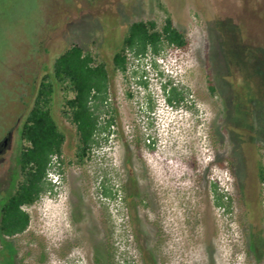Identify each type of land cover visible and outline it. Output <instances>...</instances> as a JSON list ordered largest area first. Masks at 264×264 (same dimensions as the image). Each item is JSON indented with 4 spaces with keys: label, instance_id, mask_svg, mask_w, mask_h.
<instances>
[{
    "label": "rangeland",
    "instance_id": "rangeland-1",
    "mask_svg": "<svg viewBox=\"0 0 264 264\" xmlns=\"http://www.w3.org/2000/svg\"><path fill=\"white\" fill-rule=\"evenodd\" d=\"M160 5L189 45L128 55L112 84L108 136L82 162L73 160L64 91H53L65 145L49 177L59 179L25 208L29 225L11 241L10 264H264V0H0V138L10 132L0 201L16 178L20 125L53 59L74 42L89 47L102 15L113 10L120 30L130 19L160 23ZM167 82L183 92L179 105L166 102Z\"/></svg>",
    "mask_w": 264,
    "mask_h": 264
},
{
    "label": "trees",
    "instance_id": "trees-1",
    "mask_svg": "<svg viewBox=\"0 0 264 264\" xmlns=\"http://www.w3.org/2000/svg\"><path fill=\"white\" fill-rule=\"evenodd\" d=\"M160 7L165 12L160 23L154 19H130L120 30L113 10L109 12L112 18L107 17L109 13L102 15L99 28L89 33V47L76 42L69 45L53 59L50 70L39 81L32 105L19 128L22 145L16 157V178L0 201V242L7 264L11 255H15L12 239L26 232L29 225L30 215L25 208L43 194L52 193L56 183L49 178V170L52 163L59 166L63 160L65 135L50 111L53 91L56 87L64 91L62 115L74 129L73 160L82 162L99 144L101 135L104 140L108 136L116 113L110 100L112 84L117 74L126 71L128 55L157 56L166 50H184L189 45L185 33L174 26L168 11ZM99 48L110 49L111 55L105 56ZM206 84L211 93L216 90L208 67ZM162 93L166 102L174 106L184 100L183 92L171 82L162 85ZM102 112L107 113L105 118L101 117ZM257 125L258 133L264 132V117L257 120ZM257 177L259 182L264 177L260 161ZM212 190L216 194L214 185ZM103 194L112 195L106 189ZM221 198L216 195L215 204H222Z\"/></svg>",
    "mask_w": 264,
    "mask_h": 264
},
{
    "label": "flooded vegetation",
    "instance_id": "flooded-vegetation-1",
    "mask_svg": "<svg viewBox=\"0 0 264 264\" xmlns=\"http://www.w3.org/2000/svg\"><path fill=\"white\" fill-rule=\"evenodd\" d=\"M9 141H10V132L7 131L0 138V154H2L9 147Z\"/></svg>",
    "mask_w": 264,
    "mask_h": 264
},
{
    "label": "built area",
    "instance_id": "built-area-1",
    "mask_svg": "<svg viewBox=\"0 0 264 264\" xmlns=\"http://www.w3.org/2000/svg\"><path fill=\"white\" fill-rule=\"evenodd\" d=\"M51 179L52 182L57 183L58 179H59V174L55 173L52 177H49ZM76 264V263H73Z\"/></svg>",
    "mask_w": 264,
    "mask_h": 264
}]
</instances>
